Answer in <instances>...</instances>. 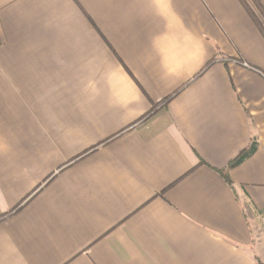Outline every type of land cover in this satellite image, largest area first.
Returning <instances> with one entry per match:
<instances>
[{
  "label": "crops",
  "instance_id": "crops-1",
  "mask_svg": "<svg viewBox=\"0 0 264 264\" xmlns=\"http://www.w3.org/2000/svg\"><path fill=\"white\" fill-rule=\"evenodd\" d=\"M258 263L264 36L240 0H0V264Z\"/></svg>",
  "mask_w": 264,
  "mask_h": 264
},
{
  "label": "trees",
  "instance_id": "trees-1",
  "mask_svg": "<svg viewBox=\"0 0 264 264\" xmlns=\"http://www.w3.org/2000/svg\"><path fill=\"white\" fill-rule=\"evenodd\" d=\"M246 11L249 13L250 17L254 21V23L259 28L260 32L264 36V10L261 8L259 2L257 0H240ZM211 64V63H210ZM208 64V66L210 65ZM198 77V76H196ZM188 85V84H186ZM177 91L176 93H178ZM173 96H170L165 99L163 104H166L169 102V100ZM160 105L155 106L143 119L150 117L153 113H155L157 107ZM257 143L255 140H252L248 146V148L242 150L239 152V154L230 162L229 168L235 167L241 163H243L245 160H247L256 150ZM222 177L224 178L225 182L228 184V186H231V183L228 179L227 173L225 170L218 171ZM260 264V263H258Z\"/></svg>",
  "mask_w": 264,
  "mask_h": 264
}]
</instances>
